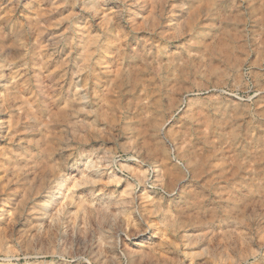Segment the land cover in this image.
Here are the masks:
<instances>
[{"label": "clouds", "instance_id": "9594fccd", "mask_svg": "<svg viewBox=\"0 0 264 264\" xmlns=\"http://www.w3.org/2000/svg\"><path fill=\"white\" fill-rule=\"evenodd\" d=\"M9 3L17 7L21 0ZM45 3L46 0H27L24 7L36 4L38 14L65 5L72 9L63 18L69 22L67 27L44 45L47 51L40 47L46 29L39 15L35 28L31 18L26 19L11 43L6 42L7 33L0 26V53L14 52L0 57V82L8 80L0 83V111L9 112L15 126L16 114L10 110L24 93L27 99L20 105L23 116L19 122H34L29 131L39 132L49 122L45 117L57 107L60 81H66L68 91L74 88L75 93L60 112L71 109L76 120L70 125L72 134L65 129L53 140H45L41 134L39 140L28 141L38 149L26 153L36 178L24 179L23 189L7 187V183L15 184L20 177L12 169H4L0 177L6 181L0 189V222L6 227L0 235V264L82 260L99 239L104 247L118 253L107 256V264H136V257L148 259L162 247L155 238L173 219L179 221L177 231L202 227L217 239L220 234L214 230L225 227V240L233 241L229 246L234 264H264V193L260 194L258 206L240 211L244 201L255 195L253 185L257 179L264 181V103L259 109L255 107V98L264 93V75L253 70L251 59L256 55L257 66L264 64V0H231L232 7L226 14L219 7L221 0L211 4L206 0H60L51 9H44ZM196 13L204 16L205 22L189 24L188 19ZM100 16L106 23L102 31L91 36L95 46L85 63L88 48L78 44L77 39L91 34L93 20ZM233 17L234 24L226 23ZM137 21L143 22L148 35L138 34ZM53 27H59V23ZM33 30L34 39L29 35ZM214 52L221 53L216 61L210 55ZM57 54L62 57L59 81L53 80L48 70L49 61ZM18 60L22 61L23 71L17 67L14 78L9 80L5 70L13 69ZM115 62L120 68L109 89L120 92L127 85L128 91L135 92L142 71L156 82L150 97L153 103L148 106L150 119H117L98 126L102 110L99 102L106 99L107 90L90 91L89 82L102 88ZM214 63L218 67H212ZM125 64H138L140 68ZM123 94L120 92V96ZM120 96L116 107H121ZM228 96H236V102L228 100ZM137 103L147 102L130 99L121 111L135 113ZM91 104L97 107L91 108ZM240 112L251 119L240 120L236 115ZM81 113L94 119L82 120ZM257 120L261 123H255ZM5 123L0 120V127ZM78 129H83L84 135ZM256 129L258 146L250 151ZM94 140L103 143L98 146L91 143ZM108 141L114 146L107 147ZM122 159L137 160L143 170L129 180L127 170L120 164ZM113 168L126 173L120 179V183L128 182L123 194L106 185L96 187L104 183L100 177L105 170ZM16 171L27 176L25 169ZM76 174L97 177L87 180L90 187L86 192L70 194L73 205L96 221L89 235L79 233L70 211L50 215ZM226 180L230 183H224ZM141 185L145 192L138 195ZM153 189L155 192L149 196L148 191ZM21 190L24 198L15 206V218L8 220L3 206L11 194ZM166 209L175 210L177 217L173 218L172 211ZM188 212L191 215L185 222ZM29 217L40 222L31 223ZM24 224L31 227L25 230ZM238 229L242 232V249L235 242ZM45 232L49 242L41 251L37 245ZM33 233L34 240H30ZM78 233L83 240L74 239ZM202 255L219 261L222 252L219 245L209 243ZM45 256L52 260H43ZM104 256L102 247L88 256V262L104 264Z\"/></svg>", "mask_w": 264, "mask_h": 264}, {"label": "rangeland", "instance_id": "374dc122", "mask_svg": "<svg viewBox=\"0 0 264 264\" xmlns=\"http://www.w3.org/2000/svg\"><path fill=\"white\" fill-rule=\"evenodd\" d=\"M213 0H206V3L211 4ZM27 3V0H21L20 6L13 7L12 4L9 3V0H0V26L3 27L4 32L7 33L6 42L11 43L16 39V35L18 30L20 29L21 25L26 19L31 18V21L34 25H36V18L39 15L40 24L46 29V31L41 36V43L40 47L44 51L47 49L44 48L49 40L53 37H57L58 34L63 31L65 27L68 25V21H65L63 18L68 15L70 11H72L69 5H65L63 7H56L55 11H44L39 12L38 14V5L32 4L30 7H24V4ZM60 3V0H46V3L42 6L44 9H51L55 7L57 4ZM7 5V7H4ZM219 7L222 8L227 13V10L232 7L231 0H221ZM79 11V9H76ZM148 11H152L151 5H149ZM147 12L144 13L147 16ZM83 16H87V13H83ZM187 18V17H182ZM79 19V18H78ZM193 22L196 23H204L205 17L196 13L193 15L192 18L188 19V23L191 24ZM59 23V27H53L54 24ZM106 23V19L104 16H100L93 20V32L89 35H82L80 38L77 39L78 44H83L85 47L88 48V52H85L84 62H87V56L90 53L91 49L95 46L91 36L97 35L100 31L103 30V25ZM226 23H235V17L232 18L231 21H226ZM109 26H111L109 24ZM137 26L140 28L139 35H148L143 30V22L137 21ZM30 38L34 39L36 35V30H33L30 34ZM82 50V49H81ZM14 55L12 50H6L5 53H0V57L3 56H11ZM211 55V59L216 61L217 58L221 55L220 52H214ZM253 61V70L257 73L264 75V64L257 66L256 64V55H253L251 58ZM62 61V57L54 55L52 60L49 61V71L52 73V78L55 81L60 80V70L59 64ZM19 67L21 71L22 68V61H17L16 65L11 70H5V75L8 77L9 80L14 78V74L16 72V68ZM125 67H135L140 68L138 64H125ZM212 67H218V64L214 63ZM120 65L118 62L112 64V72L110 75H106L105 82L102 88H97L92 82H89V90L90 91H106V99L101 100L99 103L102 105L101 110V120L98 126H103L105 121L115 122L117 119L123 121L124 119H131L135 117L137 120L143 118L145 120L150 119V109L148 106L153 103V100L150 97L153 95V92L156 89V82L153 80L151 75H148L146 71H142L140 75L141 83L136 85V91L131 92L127 90V85L124 88L120 89V92L124 94L120 96V92L115 91V89H109V84L112 83V80L115 79L116 73L119 71ZM23 80V76H21V81ZM8 80L0 82V83H7ZM62 87L59 89L58 95L59 100L57 101V107L52 110L48 117H45L46 120H49L47 123L46 128L40 129L39 132H31L29 128L32 126L34 122H26L20 123V118L23 116V112L21 111L20 105L23 103L25 99H27V95L21 93V98L16 101L15 108L11 109L10 111H14L16 114V123L13 126V120L9 112L0 111V120L5 121V125L0 129V177L4 176V169L10 168L14 171V174H18L20 179L15 183H7V187L9 189H16L21 188L23 189L24 185L22 181L28 177L32 179L36 178V172L32 171L29 168V161L26 157V153L28 151H38V149L29 144L28 141L30 140H39L41 138V134L45 140H53L57 136H61L64 134L65 129H69V134L71 133L70 125L73 124L76 120V117L71 116V109L65 110V112H60L61 108H64V105L68 103L70 99H72L73 94L75 93V89L73 88L71 92L68 91V83L66 81H60ZM261 84H264V81H261ZM0 91H3L2 87H0ZM178 95V93L176 94ZM227 96V93L225 94ZM117 96H120V106H115V101ZM143 99L147 103L136 104V112L132 113L130 111H121L123 105H125L128 100L136 99L137 101ZM228 100L232 101L233 103L236 102V96H228ZM174 99V97H172ZM256 104L255 107L259 109L261 103H264V93H261L260 96L255 98ZM169 103L171 100L168 101ZM3 104V100L0 99V105ZM75 107V106H73ZM91 108H96L97 105L91 104ZM240 120L247 121L251 119L250 116H244L242 112L236 114ZM80 118L82 120H87L91 122L94 117L92 116H85L83 113L80 114ZM67 121V122H65ZM255 123H261L259 120L255 121ZM38 127V125H37ZM2 130V131H1ZM79 134L84 135L83 129L77 130ZM90 131V130H89ZM259 135V129L255 130V135L252 137L253 144L250 146L249 150H254L258 145L256 143V136ZM124 141L122 140L121 143ZM91 143L97 144L98 146L103 143L102 140L100 141H91ZM107 147H113L111 141L107 142ZM135 147V145H133ZM103 152L101 151V155ZM43 156V154H41ZM39 163V160L36 161ZM120 164L124 166L127 170V175L129 176V180L138 172L142 171L143 169L137 163L135 159H122ZM251 167H255L252 165ZM25 169L27 172V176L25 172H18L16 170ZM124 171H120L118 168L111 169V172L105 170L104 175L100 177L101 180L104 181L103 184L96 185L97 188L104 187L105 185L108 189H116L118 192L123 194V190L128 187V182L120 183V179L125 176ZM44 175V173H41ZM110 175V176H109ZM95 180L97 177L95 176H84L82 174H76L71 185L69 186L67 193L65 196L57 200L55 206L51 209L52 215H59L63 211H70L72 218L74 219L76 225H78L79 233H83L84 235H89V229L94 228L96 226V221L94 219L89 218L86 212H82L80 207L74 206L72 201L74 197L70 194L75 192L77 195L84 193L88 190L90 185L87 184L88 179ZM110 178V179H109ZM238 177H233L232 179H236ZM109 179V180H108ZM167 178H165L166 182ZM86 181V182H85ZM6 181L4 179H0V189L5 187ZM224 183H230V181L226 180ZM254 192L255 195L249 197L244 201V204L241 206L240 211L245 212L251 207H256L261 203L260 194L264 193V181L257 179V182L254 183ZM145 192V186L141 185L137 189L138 195H143ZM155 190L148 191V195L152 196ZM24 198V192L21 190L19 193H13L10 195L8 199V203L4 205V212L7 214L8 220L14 219V209L17 204ZM37 199H40L39 197ZM226 203V201H225ZM55 209V210H54ZM171 210L173 218L177 217V213L173 209H166ZM55 211V212H54ZM191 215L190 212L185 214L184 220L187 222L188 216ZM86 216V217H85ZM31 219V217H29ZM40 221L31 219V223H39ZM52 221L48 222L51 223ZM179 221L173 219L170 224L164 226L162 234L160 237L155 238L156 242L162 247L154 251L150 254L148 259H143V257H136V264H234V257L232 255L233 249L229 246L233 243L232 240L226 241L224 238V233L227 231L225 227H217L214 231L220 234V238L217 239L216 235H209L207 230L202 227H192L187 229H180L177 231V223ZM83 225V226H82ZM25 230L31 227V224H24L23 225ZM6 225L0 222V235H2L3 228ZM74 239L83 240L84 236L79 235ZM242 235L241 230H237L236 233V240L235 242L239 245V247L243 248V242L240 239ZM201 236H204V239L201 240ZM185 237L189 239H185ZM30 240H34V233L29 235ZM48 233L45 232L40 237V243L37 247L43 251L47 248L48 244ZM95 247L91 249L84 259L76 260V261H64L60 259L55 260V264H89L88 256L91 255L92 252H99L100 249L104 248L105 256L102 257V261L104 264H107L106 257L109 255L116 256L118 253L114 251H110L106 247H104L102 239L96 240ZM209 243H214L215 245L220 246V251L222 252V256L220 257L219 261L215 258H209L208 256L202 255L204 249L208 246ZM139 248V246H137ZM164 249H167L166 251ZM147 251V249H145ZM155 257V258H153ZM226 258V259H225ZM43 260H52L51 256L42 257ZM20 264H23V261H20Z\"/></svg>", "mask_w": 264, "mask_h": 264}, {"label": "bare ground", "instance_id": "6f19581e", "mask_svg": "<svg viewBox=\"0 0 264 264\" xmlns=\"http://www.w3.org/2000/svg\"><path fill=\"white\" fill-rule=\"evenodd\" d=\"M1 128H2V127H1ZM1 128H0V129H1ZM3 129H4V127H3ZM1 131H2V130H1ZM110 172H111V171H110ZM138 172H139V171H138ZM109 176H110V175H109ZM90 179H91V178H90ZM109 179H110V178H109ZM109 179H108V180H109ZM85 182H86V181H85ZM55 207H56V206H55ZM54 210H55V209H54ZM54 212H55V211H54ZM86 213H87V212H86ZM50 215H52V214H50ZM85 217H86V216H85ZM50 221H51V220H49L48 222H50ZM82 226H83V225H82Z\"/></svg>", "mask_w": 264, "mask_h": 264}]
</instances>
